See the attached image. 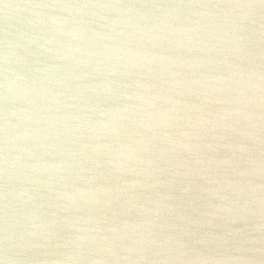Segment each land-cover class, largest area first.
Segmentation results:
<instances>
[{"label":"water","instance_id":"95a60500","mask_svg":"<svg viewBox=\"0 0 264 264\" xmlns=\"http://www.w3.org/2000/svg\"><path fill=\"white\" fill-rule=\"evenodd\" d=\"M228 2L244 0H0V228L6 118L25 264L264 241V11L139 7ZM80 3L138 7H59Z\"/></svg>","mask_w":264,"mask_h":264},{"label":"clouds","instance_id":"9594fccd","mask_svg":"<svg viewBox=\"0 0 264 264\" xmlns=\"http://www.w3.org/2000/svg\"><path fill=\"white\" fill-rule=\"evenodd\" d=\"M19 7V6H17ZM32 7H58V5H32ZM64 8H99V9H112L120 7H138L137 5H120L112 3H80L73 5H59ZM139 7H175V8H228V9H241L247 10L241 17L242 19H249L258 10L264 11V0H259L258 3L254 0H244V2H228L222 4L212 3H199V4H175V5H139ZM7 40L5 39V51L3 54V69L0 75L3 77V91L4 100H8L9 90V57L6 51ZM7 111H5V117ZM4 132V157H3V174H4V191L3 198V224L0 228V264H25V260L21 258V253L17 251L18 248L23 246L14 242V234L11 232L10 216H9V191H8V128L7 119L5 118ZM199 243H203L200 241ZM245 245H248L247 247ZM159 255V254H158ZM264 255V241L260 240H246L241 242V246L236 248L232 254L216 256L204 253L192 254L191 250L181 251L177 255L163 256L160 259L165 264H257L259 256Z\"/></svg>","mask_w":264,"mask_h":264}]
</instances>
